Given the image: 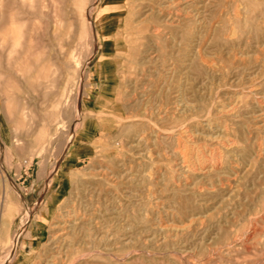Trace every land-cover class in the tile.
<instances>
[{"label": "rangeland", "instance_id": "1", "mask_svg": "<svg viewBox=\"0 0 264 264\" xmlns=\"http://www.w3.org/2000/svg\"><path fill=\"white\" fill-rule=\"evenodd\" d=\"M263 119L264 0H0V264H264Z\"/></svg>", "mask_w": 264, "mask_h": 264}, {"label": "bare ground", "instance_id": "2", "mask_svg": "<svg viewBox=\"0 0 264 264\" xmlns=\"http://www.w3.org/2000/svg\"><path fill=\"white\" fill-rule=\"evenodd\" d=\"M187 1V0H186ZM197 1V0H196ZM153 2V1H152ZM175 2V1H174ZM2 3H4V1H2ZM93 6V5H92ZM152 6V5H151ZM194 6V5H193ZM189 8V7H188ZM1 9H4V7L3 8H1ZM90 10H91V6H90V8L89 9H87V14H89V12H90ZM146 10V9H145ZM194 13V12H193ZM197 13V12H196ZM174 15V14H173ZM192 15V14H191ZM89 16V15H88ZM3 17H4V15H3ZM197 20V19H196ZM195 23H197V21L195 22ZM192 25V24H191ZM91 26V25H90ZM153 26V25H152ZM158 28V27H157ZM196 28V27H195ZM197 30V29H196ZM17 31V30H16ZM18 34V33H17ZM155 35V34H154ZM19 37V36H18ZM137 38V37H136ZM20 39V38H19ZM19 41V40H18ZM180 41V40H179ZM4 43V42H3ZM3 43H2V41H1V47H3L4 45H3ZM20 43V42H19ZM173 43V42H172ZM181 43V42H180ZM18 45V44H17ZM23 46V45H22ZM184 49H186V48H184ZM199 49V48H198ZM94 50H95V46H94ZM5 52V51H4ZM189 53V52H188ZM5 54V53H4ZM183 56V55H182ZM175 57V56H174ZM177 57V56H176ZM186 59V58H185ZM196 59V58H195ZM6 66V65H5ZM209 66V65H208ZM172 67V66H171ZM186 67V66H185ZM176 69H178V68H176ZM215 69V68H214ZM173 72V71H172ZM180 74V73H179ZM2 75V74H1ZM180 76V75H179ZM161 77V76H160ZM171 77V76H170ZM167 79V78H166ZM153 80V79H152ZM155 81V80H154ZM147 83V82H146ZM155 85V84H154ZM176 86V85H175ZM179 87V86H178ZM177 87V88H178ZM256 88V87H255ZM128 90V89H127ZM251 91V90H250ZM254 93V92H253ZM145 95V94H144ZM185 96V95H184ZM254 96H256V95H254ZM5 98V97H4ZM148 98V97H147ZM257 100V99H256ZM182 101V100H181ZM259 101V100H258ZM187 102V101H186ZM260 102V101H259ZM263 103V102H262ZM169 104V103H168ZM260 104V103H259ZM176 105V104H175ZM260 105H263V104H260ZM19 106V105H18ZM173 107V106H172ZM176 107H177V105H176ZM220 107V106H219ZM160 108V107H159ZM167 108V107H166ZM179 108V107H178ZM177 110V109H176ZM183 110H184V107H183ZM180 111V110H179ZM223 112H225V111H223ZM228 112V111H227ZM261 113V112H260ZM174 114V113H173ZM262 117V116H261ZM78 119V118H77ZM210 120H212V119H210ZM256 120V119H255ZM264 120V119H263ZM260 121V120H259ZM200 122V121H199ZM212 122V121H211ZM210 122V123H211ZM264 122V121H263ZM77 125H78V123H76ZM191 124V123H190ZM218 124V123H217ZM182 125V124H181ZM214 125V124H213ZM223 125V124H222ZM256 125V124H255ZM262 125V124H261ZM192 126V125H191ZM197 126V125H196ZM207 126V125H206ZM211 126V125H210ZM209 126V127H210ZM201 127H203V125H201ZM219 127V126H218ZM225 127V126H224ZM263 127V126H262ZM192 128V127H191ZM208 128V127H207ZM207 128H204V129H207ZM211 129V128H210ZM219 130V129H218ZM192 131V130H191ZM186 132H188V131H186ZM190 132V131H189ZM206 132V131H205ZM218 133V132H217ZM260 133V132H259ZM167 134V133H166ZM180 134V133H179ZM184 134V133H183ZM188 134V133H187ZM257 134V133H256ZM72 135V134H71ZM169 135V134H168ZM195 135V134H194ZM210 135V134H209ZM142 136H144V135H142ZM171 136V135H170ZM190 136V135H189ZM196 136V135H195ZM261 136V135H260ZM198 137V136H197ZM211 137V136H210ZM213 137V136H212ZM175 138H177V136L175 137ZM259 138V137H258ZM139 139V138H138ZM163 139V138H162ZM71 140V136L68 138V140L66 141V145H65V148L68 146V143H69V141ZM171 140V139H170ZM177 140V139H176ZM187 140V139H186ZM255 140V139H254ZM138 141V140H137ZM178 141V140H177ZM185 142V141H184ZM183 142V143H184ZM234 144H235V142H234ZM237 146V145H236ZM200 147V146H199ZM264 147V146H263ZM182 148V147H181ZM239 149V148H238ZM186 150V149H185ZM202 152V151H201ZM212 152V151H211ZM214 152V151H213ZM226 152V151H225ZM168 153V152H167ZM256 153V152H255ZM179 154V153H178ZM201 154V153H200ZM259 154V153H258ZM180 155V154H179ZM206 155V154H205ZM208 155V154H207ZM206 155V156H207ZM181 157H182V155H180ZM184 156V155H183ZM188 156H190V155H188ZM193 156H194V153H193ZM196 156V155H195ZM194 156V157H195ZM203 156V155H202ZM244 156V155H243ZM210 157V156H209ZM253 157V156H252ZM182 158H184L185 159V157H182ZM179 159H180V157H179ZM178 159V160H179ZM202 159H203V157H202ZM206 159V158H205ZM188 160V159H187ZM192 160V159H191ZM194 160H195V158H194ZM190 161V160H189ZM196 161V160H195ZM197 161H198V158H197ZM216 161V160H215ZM219 161V160H218ZM175 162V161H174ZM185 162V161H184ZM183 162V163H184ZM176 163V162H175ZM191 163V162H190ZM195 163H197V162H195ZM195 163H194V166H195ZM200 163V162H199ZM211 163V162H210ZM213 163V162H212ZM240 163V162H239ZM189 164V163H188ZM193 164V163H192ZM198 164V163H197ZM196 164V165H197ZM206 164V163H205ZM214 164V163H213ZM213 164L211 165H207L206 167H203L202 165V167H200L199 165V168L198 169H204L205 168V170L204 171H209V170H211V168L212 169H215L214 168V166H213ZM184 165H185V163H184ZM183 165V166H184ZM248 165V164H247ZM176 166V165H175ZM182 166V165H181ZM187 166H189V165H187ZM197 166V167H198ZM250 166V165H249ZM196 167V166H195ZM195 167H193V165H192V168H194V169H196ZM188 168H190V167H188ZM191 168V169H192ZM180 169V168H179ZM182 169V168H181ZM175 170V169H174ZM177 170H178V168H177ZM237 170V169H236ZM182 171H184V170H182ZM191 171H194V170H191ZM214 172V170H211V172ZM173 172H175V171H173ZM196 172V171H195ZM219 172V171H218ZM237 172V171H236ZM131 173V172H130ZM176 173V172H175ZM174 173V174H175ZM182 173V172H181ZM180 173V174H181ZM221 173V172H220ZM200 175H201V172H200ZM174 176V175H173ZM183 176V175H182ZM181 176V177H182ZM201 177V176H200ZM204 177V176H203ZM199 178V177H198ZM123 180V179H122ZM218 180V179H217ZM225 181V180H224ZM218 184V183H217ZM224 184H225V182H224ZM180 185V184H179ZM226 185V184H225ZM228 185V184H227ZM221 186V185H220ZM233 187V186H232ZM196 190V189H195ZM201 191V190H200ZM213 191V190H212ZM232 192V191H231ZM230 192V193H231ZM203 198V197H202ZM69 201V200H68ZM85 201V200H84ZM80 202V201H79ZM113 203V202H112ZM67 205H65L64 206V208L62 209V211H60V213H59V215L57 216L58 218H57V220L53 223V225L51 226V229L53 230V232H54V234H51L50 235V240H52L53 241V243H54V248H55V252L56 253H59L60 251H61V249H66L68 246H70L71 244H73V243H75L76 245L77 244H80L81 243V241L83 240V238L85 237V235H87V236H89L88 234H84L83 236L84 237H82V235H79L78 234V232L85 226V221H86V219L89 217H87V215H86V212L84 211L83 213H79V209L78 208H76V206H75V203L74 202H68V203H66ZM77 204V203H76ZM85 204V203H84ZM120 204V203H119ZM105 205V204H104ZM110 205H111V203H110ZM138 205V204H137ZM85 206H87V205H85ZM102 206V205H101ZM112 206V205H111ZM122 206V205H121ZM139 206V205H138ZM88 207H89V205H88ZM107 207V206H106ZM87 208V207H86ZM86 208H84V209H86ZM99 208H100V206H99ZM116 208V207H115ZM114 208V209H115ZM95 209V208H94ZM108 209V208H107ZM122 209V208H121ZM87 211V210H86ZM92 212H94L93 211V209L91 210ZM97 211V210H96ZM94 212L95 214L97 213V212ZM102 211V210H101ZM136 212V211H135ZM88 214V213H87ZM98 214V213H97ZM105 214V213H104ZM86 215V216H85ZM103 215V214H102ZM146 215V214H145ZM91 216V215H90ZM96 216V215H95ZM94 216V217H95ZM132 217V216H131ZM91 218V217H90ZM90 218H89V220H90ZM93 218V217H92ZM91 218V219H92ZM195 218V217H194ZM85 220V221H84ZM95 220V219H94ZM95 222V221H94ZM108 223V222H107ZM122 224V223H121ZM92 225V224H91ZM100 225H101V223H100ZM104 225V224H103ZM108 225V224H107ZM95 226V225H94ZM97 226V225H96ZM105 226V225H104ZM98 227V226H97ZM99 227H101L102 228V226H99ZM162 227V226H161ZM175 227V226H174ZM254 227V226H253ZM79 228V229H78ZM86 228V227H85ZM78 229V230H77ZM87 229V228H86ZM97 229V228H96ZM264 229V228H263ZM100 230V229H99ZM108 230H109V227H108ZM174 230V229H173ZM175 230H178V229H175ZM85 231V230H84ZM92 231V230H91ZM107 231V230H106ZM111 231V230H110ZM109 231V232H110ZM255 231V230H254ZM87 232V231H86ZM99 232V231H98ZM98 232H96V230L93 232L94 233V235L96 236V237H98V239H97V241H98V244H99V246L100 245H105L104 244V241L106 242V240H105V238H106V234L104 235V234H102V235H100V233H98ZM177 232V231H176ZM182 232V231H181ZM252 233H253V231H251ZM262 232V231H261ZM106 233V232H105ZM124 234V233H123ZM184 234V233H183ZM261 234V233H260ZM110 235V234H109ZM116 235V234H115ZM114 235V238H116V236ZM153 235V234H152ZM165 235V234H164ZM112 236V235H111ZM179 236V235H178ZM249 236V235H248ZM108 237V236H107ZM117 237H118V235H117ZM182 237V236H181ZM86 238V237H85ZM84 238V239H85ZM89 238V237H88ZM90 238H91V236H90ZM79 239V240H78ZM108 239H109V237H108ZM93 240V239H92ZM92 240L90 239V241L92 242ZM118 240V239H117ZM183 240V239H182ZM110 241H113V240H110ZM115 241H116V239H115ZM115 241H114V243H115ZM118 241H120V239L118 240ZM109 242V241H108ZM83 243V242H82ZM93 243V242H92ZM125 243V242H124ZM108 244V243H107ZM179 245V244H178ZM88 246V245H87ZM99 246H95L94 244L93 245H90L88 248H89V250H91V249H93V250H95V249H97V248H99ZM77 248V247H76ZM87 248V247H86ZM103 248H105V247H102V249ZM10 249H12V248H10ZM64 249V250H65ZM70 249V248H69ZM101 249V248H100ZM64 250H63V252H64ZM92 250V251H93ZM99 250V249H98ZM10 252V251H9ZM12 252H13V250H12ZM8 254V253H7ZM61 255V254H60ZM56 256V255H55ZM68 256V255H67ZM10 258V257H9ZM52 258H54V257H52ZM54 262V261H53ZM39 264H40V262H39ZM44 264H49V261H46ZM53 264V263H52Z\"/></svg>", "mask_w": 264, "mask_h": 264}]
</instances>
